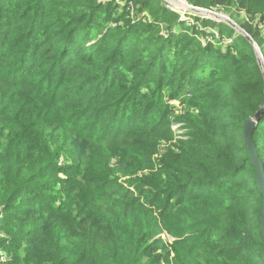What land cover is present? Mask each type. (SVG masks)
<instances>
[{"label":"trees","instance_id":"1","mask_svg":"<svg viewBox=\"0 0 264 264\" xmlns=\"http://www.w3.org/2000/svg\"><path fill=\"white\" fill-rule=\"evenodd\" d=\"M184 1L264 58V0ZM123 2L0 0V264H264L253 44Z\"/></svg>","mask_w":264,"mask_h":264},{"label":"water","instance_id":"2","mask_svg":"<svg viewBox=\"0 0 264 264\" xmlns=\"http://www.w3.org/2000/svg\"><path fill=\"white\" fill-rule=\"evenodd\" d=\"M166 1L169 4L173 5L175 8L183 10L185 12L203 15L202 17L211 18L215 21L225 22L229 24L232 28L237 30L239 33L244 35L253 44L256 55H257L258 64L260 68L262 69L263 75H264V58H263V54L261 53L259 46L255 43V41L251 38V36L244 30V28L238 25L234 20H232L227 15H224L222 13H217L216 11H213L212 9H205V8H200V7L190 5L184 0H166ZM182 1H184L185 3L182 4ZM263 110H264V106H262L260 110L253 117H249L247 119L245 126H244V140H245V145L249 152L251 163L254 165L255 170H256V181H257L258 188L263 198L261 217H260V228H261V232L263 236L262 257L264 260V164L259 158L257 148L252 140L253 128L260 114L263 112Z\"/></svg>","mask_w":264,"mask_h":264},{"label":"rangeland","instance_id":"3","mask_svg":"<svg viewBox=\"0 0 264 264\" xmlns=\"http://www.w3.org/2000/svg\"><path fill=\"white\" fill-rule=\"evenodd\" d=\"M102 1H106V0H102ZM165 1H166V0H165ZM115 2H116L117 4H119V5H121V4L124 3L123 0H115ZM166 2H167V1H166ZM167 3H168V2H167ZM182 3H183V2H182ZM173 7H174V6H173ZM173 9H174V10H177L180 14H184V15H181L182 18H184V19H186V20H188V21H190V22L193 21V17H191V15H190V16L185 15V13H186L185 11L180 10V9H177V8H175V7H174ZM213 11H216L217 13H222V14L227 15L228 17L231 18V16H230L228 13L224 12V11H218V10H213ZM132 12H133V9H132ZM190 14H193V13H190ZM194 15H199V14H194ZM199 16H203V15H199ZM231 19H232V18H231ZM232 20H233V19H232ZM210 30H211L212 32L214 31L215 34L217 35V31H216V30H214V29H210ZM210 38H212V36H211ZM202 40H205V39L202 38ZM211 41L214 42V43H216V40H215V39H212ZM230 41H231V39H229L228 37L225 38V43H228V42H230ZM171 103H172L173 105H176V106H178V105L180 104L179 101H176V100H172ZM179 125H180V123H175V124H174V128H178ZM179 132H181V130H179ZM176 138H178V136H176ZM156 157H157V156H156ZM164 238H165L166 240H168V239L171 238V236L168 235V234H165V235H164ZM3 254H4V256H1V257H0V263H4V262L10 260V255H9V254H7V253H3Z\"/></svg>","mask_w":264,"mask_h":264},{"label":"built area","instance_id":"4","mask_svg":"<svg viewBox=\"0 0 264 264\" xmlns=\"http://www.w3.org/2000/svg\"><path fill=\"white\" fill-rule=\"evenodd\" d=\"M169 5H171V4H169ZM170 7H171V8H174L173 5H171ZM1 256H4V254H3L2 252H0V257H1Z\"/></svg>","mask_w":264,"mask_h":264},{"label":"bare ground","instance_id":"5","mask_svg":"<svg viewBox=\"0 0 264 264\" xmlns=\"http://www.w3.org/2000/svg\"><path fill=\"white\" fill-rule=\"evenodd\" d=\"M182 4H184V3H182Z\"/></svg>","mask_w":264,"mask_h":264}]
</instances>
